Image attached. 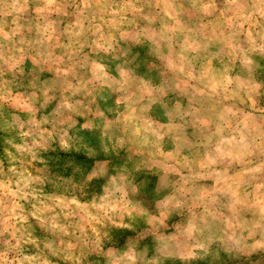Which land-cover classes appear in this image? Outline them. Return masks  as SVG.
I'll return each mask as SVG.
<instances>
[{"label":"rangeland","instance_id":"rangeland-1","mask_svg":"<svg viewBox=\"0 0 264 264\" xmlns=\"http://www.w3.org/2000/svg\"><path fill=\"white\" fill-rule=\"evenodd\" d=\"M0 264H264V0H0Z\"/></svg>","mask_w":264,"mask_h":264},{"label":"clouds","instance_id":"clouds-1","mask_svg":"<svg viewBox=\"0 0 264 264\" xmlns=\"http://www.w3.org/2000/svg\"><path fill=\"white\" fill-rule=\"evenodd\" d=\"M136 195H137V196H139V195H140V193H136Z\"/></svg>","mask_w":264,"mask_h":264},{"label":"crops","instance_id":"crops-1","mask_svg":"<svg viewBox=\"0 0 264 264\" xmlns=\"http://www.w3.org/2000/svg\"><path fill=\"white\" fill-rule=\"evenodd\" d=\"M93 27V26H92Z\"/></svg>","mask_w":264,"mask_h":264}]
</instances>
